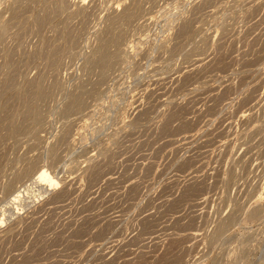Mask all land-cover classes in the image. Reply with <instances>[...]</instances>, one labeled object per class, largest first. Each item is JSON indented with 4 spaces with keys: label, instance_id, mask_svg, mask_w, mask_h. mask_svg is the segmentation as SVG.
Listing matches in <instances>:
<instances>
[{
    "label": "rangeland",
    "instance_id": "rangeland-1",
    "mask_svg": "<svg viewBox=\"0 0 264 264\" xmlns=\"http://www.w3.org/2000/svg\"><path fill=\"white\" fill-rule=\"evenodd\" d=\"M0 264H264V0H0Z\"/></svg>",
    "mask_w": 264,
    "mask_h": 264
},
{
    "label": "bare ground",
    "instance_id": "bare-ground-1",
    "mask_svg": "<svg viewBox=\"0 0 264 264\" xmlns=\"http://www.w3.org/2000/svg\"><path fill=\"white\" fill-rule=\"evenodd\" d=\"M4 28H5V27H4V25H3L2 30H4Z\"/></svg>",
    "mask_w": 264,
    "mask_h": 264
}]
</instances>
